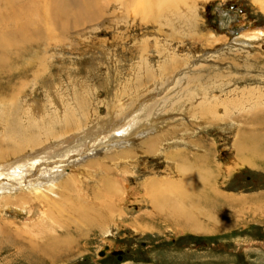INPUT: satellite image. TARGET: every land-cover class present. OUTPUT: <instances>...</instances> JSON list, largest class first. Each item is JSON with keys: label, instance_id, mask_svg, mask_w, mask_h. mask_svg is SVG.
<instances>
[{"label": "rangeland", "instance_id": "obj_1", "mask_svg": "<svg viewBox=\"0 0 264 264\" xmlns=\"http://www.w3.org/2000/svg\"><path fill=\"white\" fill-rule=\"evenodd\" d=\"M62 1L0 0V41L10 46L5 53L0 45V162L41 153L50 158L37 162L34 177L58 166V178L87 180L95 201L93 189L103 190L106 179L113 211L93 226L59 221L70 241L26 244L32 221L50 225L40 218L48 204L34 203L32 215L10 207L0 226V264H264V9L253 0L198 1V26L185 29L157 14L145 18L142 0H91L102 8L96 20L65 32L42 20L29 25L37 38L17 39L24 12L41 19L61 4L57 11L72 12L83 0ZM160 98L155 128L142 127L117 141L116 153L106 152L112 130ZM128 151L134 155L110 158ZM152 179L197 186L189 195L214 220L194 211L197 230L163 218L147 188ZM169 193L160 197L176 195ZM106 245L122 250L121 259L110 251L99 256Z\"/></svg>", "mask_w": 264, "mask_h": 264}, {"label": "bare ground", "instance_id": "obj_2", "mask_svg": "<svg viewBox=\"0 0 264 264\" xmlns=\"http://www.w3.org/2000/svg\"><path fill=\"white\" fill-rule=\"evenodd\" d=\"M198 1H203V0H142L141 4L144 3L146 5L145 7H142V12H143V15L145 16V18H146V16H152L153 17L155 14H157V18H159L160 20L161 19L163 21H165V20L170 21L171 20L173 26L187 29L189 27L198 26V24L195 22L196 21V19H195V15H196L195 4ZM253 1H254V3L257 4V6L264 9V0H253ZM180 4L183 5L184 7H181ZM186 6H188V8H186L184 10L183 8H185ZM62 7H63V5L61 4L60 7L56 8V10L55 9L50 10L49 14L46 15L45 18H41V19L39 18L38 12L35 13L33 16L31 14L27 15L24 12L22 16H25V18H24L23 23H22L21 31L19 33L15 32L14 35L18 37L17 38L18 40H20L21 38H23V40L25 38L28 39V37H33L34 39L37 38L40 35L39 30L30 32V31H28V29L30 28V26L36 27V26L40 25V22L42 20H46L47 21L46 23H51L50 21H53V23L57 22L58 26H59L58 28H60L61 31L65 32L67 29H70L72 27H76L80 23H84V21H89V20L94 19L96 17L95 14H97L99 12L98 9L101 8L97 5H95L94 2L91 0H89V1L83 0V1L77 2L76 7L72 6V9H73L72 12L71 11L65 12L64 11L65 9L63 11H57L58 8L62 9ZM28 11L31 13L33 11V7H30V9ZM36 11H37V9H36ZM62 13H64V14H62ZM48 17H50V19ZM97 17L99 18V14ZM19 18H21V17H19ZM3 20L4 19H2V21ZM94 20H96V19H94ZM54 28H56V27L54 26ZM49 29H51V28H49ZM33 35H35V36H33ZM254 37H256V36L255 35L252 36V38H254ZM0 45L3 46V49L5 48V53H9L8 48H10V46H7L8 44L6 42L0 41ZM10 51L12 52V50H10ZM3 63H5V62H3ZM161 101L162 100L160 98V99H157L156 101H154L153 103L145 104L138 111V113L135 116H133V118H131L129 121H127V123H125L126 122L125 121L123 126L116 128V129H113L112 130L113 132H111L109 134V136L106 138L108 145L111 146V147H107L106 152H111L112 150H113L112 152H115L117 141L125 142V141L129 140V138L133 134H135L137 132V130L139 131L142 127H144V128L146 127L147 129H149L150 125H151L150 129L155 128L153 126L154 123L156 122L157 119H159L162 116V115H160L161 110L159 109L160 105H161ZM202 104L203 103L199 104L201 108H202ZM205 111L204 112L202 111V113L205 115L208 114L207 112L209 110L207 109ZM213 111H214V109H213ZM160 125H161V123H160ZM162 125H163V123H162ZM165 125H163V126H165ZM143 132H145V131H143ZM138 133H140V132H138ZM151 141L153 143L156 142L155 139L151 140ZM152 145H153L152 143L147 144V146H152ZM141 146L144 147V145H141ZM237 149H239V148H237ZM40 150H43V149H40ZM57 150L58 149L51 148V153L54 154L53 158L55 156H58L57 152L59 153V151H57ZM245 150L246 149L242 147V148H240L239 151L243 153V151L245 152ZM70 152L69 151H67L66 153L63 152V154L67 155ZM1 155H2V152H0V156ZM133 155H134L133 151H128V152H125L123 154L112 155L110 158L111 159H117L118 157H130ZM175 155L176 154H173V155L168 154L167 156H169L171 158V156L173 157ZM18 156H16L18 158L13 159L15 161H13L11 163H9V162L8 163L7 162L1 163L0 162V164H2V166L0 167V176L3 175L4 177H8V176H15L16 177L14 180H7V179L0 178L1 179L0 180V226L2 228H4L5 224H7V222H6L7 220L5 221V219L3 218V213H5L6 209L13 207L21 213L24 212L25 215L27 213L29 215L31 213V215H32L34 213V208H35L34 203H36L37 201L43 202V204H41V206H44V203L48 204V205H46V209L42 208V212L40 210V215L42 213V216L40 217V215H38V217H40V218L43 217V219H41V220L43 222L44 221L46 222V220L49 221L48 223H50V225H45L42 222H38V221H32L30 228L26 232V235L28 236V237H26L27 238V240L25 241L26 244H31V242L33 244L34 243L33 241L34 240L38 241L39 237H41L42 239L44 238L45 240H47V239H49V237H51L52 238L51 241L55 242V241L59 240L58 242L61 244L65 240L70 241L71 239H73L71 231L68 229L69 226L60 225L59 221H62L63 223H66V224L72 223V225H73V223H77L78 221H80V223H82L81 221H83V222H86V224H92V226H93V225H97L101 220L103 221V220H107V218L108 219L111 218V215L108 216V211H110V210L113 211V209L111 208V206L113 204V200L111 197H113L112 191L114 190V187L108 180L104 179L105 182H103V183L101 182L102 183L101 187L103 188V190H101V188L100 189H95V188L93 189L94 194H95V199H98V198L100 199V201H98V200L95 201L89 197L90 196L88 194L89 189L88 188L86 189L84 187L87 180L85 182L80 181L78 179H81V178H77L76 176H73L74 174H72V173L65 174V175L63 174V176L58 178V174L61 171V169L58 168V166H56V169H52L55 167L53 165L50 167H47V168L45 167V168L41 169L40 170L41 176L47 174L43 178L34 177L36 175V171L39 167V164L37 162L41 161L42 162L41 164H45L46 162H44L43 160L49 159L50 157L44 158L45 156L41 153L40 154H35V153L25 154V153H23V154H20ZM55 158H57V157H55ZM47 163L49 164V162H47ZM91 164L96 165V162H91ZM62 167H64V166L62 165ZM4 169H5V171H3ZM108 169L109 168L106 169L107 170L106 173H110V171ZM123 169H125V168H123ZM63 170H65V169H63ZM183 170H185V169H183ZM26 172L28 174H27V177L24 178ZM17 176H19V179ZM37 176H39V175H37ZM112 177L115 179V184L117 185V183H119L120 181L117 180L116 176H112ZM23 179H25L24 184H20L21 186L22 185L23 186L22 187H19L18 185L16 186L15 183H17L19 180H23ZM180 179H179V181H181ZM166 182H168L167 186L164 184L165 183L164 181L158 182V181H155L153 179L147 183V185H148L147 188H149L150 193H151V197H152L151 198L152 205H153V207H155V209L159 210L162 213L163 218L168 219L169 216H171L172 217L171 220L173 222H184V223L188 224L189 226L193 225L197 230H200L202 228L198 227L200 222L195 220L196 218H194V216H193V215H195L193 213L194 211L195 212L198 211L199 213L206 214V217L208 220H214L215 217L213 216V213H211L210 211H206V210H208V208L207 209L203 208L202 206H200L198 204L197 199L190 197L191 195H189V194L191 192L198 193L197 192L198 190H195V189H197L196 185H195L196 186L195 188H193V186H190L193 189L185 190L184 188L187 189V187H188V186L184 187L185 183L179 184L177 181L175 182L172 179H169V181H166ZM163 190L168 191L170 193H175L176 195L173 198L172 197H168V198L165 197L166 198L165 199L162 197L163 198L162 199L160 197L161 196L160 193L162 194ZM102 196H103V198H102ZM104 196H106V198L108 197V199L111 202L110 201L107 202L106 200H104ZM121 196H122V193H121ZM53 197H54V199H52ZM120 198H119V200H121ZM75 200H77V201H75ZM207 202L208 201H206V203ZM63 207H65V208H63ZM67 214L68 215L70 214V215L68 216ZM66 215L69 218H67V217L65 218L64 216H66ZM211 216H213V218H211ZM54 224H56V225H54ZM24 227H27V225H24ZM44 227H46L48 229L45 232L43 231V229H45ZM60 230L63 232L62 235H60L58 233ZM7 233H9V232H7ZM22 238H24V237H21V239ZM19 241H15L16 244H22V243H19ZM54 242H53V244H54ZM47 244H49V243H46V245ZM35 246H37V245H35ZM64 246H65V244H64ZM50 248L51 247H49V249ZM52 248H53V246H52ZM106 251H110L111 253L113 251H121L122 252V250H114V249L112 250L109 247ZM106 251L104 252V255L106 254ZM43 253H46V251ZM104 255H102V256H104Z\"/></svg>", "mask_w": 264, "mask_h": 264}, {"label": "water", "instance_id": "obj_3", "mask_svg": "<svg viewBox=\"0 0 264 264\" xmlns=\"http://www.w3.org/2000/svg\"><path fill=\"white\" fill-rule=\"evenodd\" d=\"M107 249H108V247H107V246H104V247L102 248V250L99 251V255H100V256L104 255V252H105ZM112 253L115 254V255H118V256H119L118 258L120 259V255H121L122 252H121V251H113Z\"/></svg>", "mask_w": 264, "mask_h": 264}, {"label": "flooded vegetation", "instance_id": "obj_4", "mask_svg": "<svg viewBox=\"0 0 264 264\" xmlns=\"http://www.w3.org/2000/svg\"><path fill=\"white\" fill-rule=\"evenodd\" d=\"M111 254V253H110ZM123 254V253H122ZM122 254L120 255V256H122ZM119 256L117 255V258H118Z\"/></svg>", "mask_w": 264, "mask_h": 264}]
</instances>
